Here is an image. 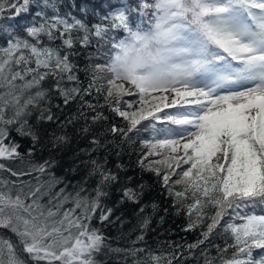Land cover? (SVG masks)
Masks as SVG:
<instances>
[{"label":"snow or ice","instance_id":"snow-or-ice-1","mask_svg":"<svg viewBox=\"0 0 264 264\" xmlns=\"http://www.w3.org/2000/svg\"><path fill=\"white\" fill-rule=\"evenodd\" d=\"M192 261L264 264V0H0V264Z\"/></svg>","mask_w":264,"mask_h":264},{"label":"trees","instance_id":"trees-1","mask_svg":"<svg viewBox=\"0 0 264 264\" xmlns=\"http://www.w3.org/2000/svg\"><path fill=\"white\" fill-rule=\"evenodd\" d=\"M61 2H63V0H61ZM69 2H71V0H69ZM138 147H139V143L137 142V148ZM68 155L70 156L71 153H69ZM122 159L125 164H128L130 162L129 154H125ZM135 159H136V154L131 153V161H135ZM67 162H68V157L65 158V161H64L65 166H67ZM130 174H136L138 176V170H136L134 173L130 172ZM148 179L149 177L145 176V180H148ZM121 211H124V209H121ZM161 215H163V213H161ZM126 219L129 222L128 227H130L131 224L134 223V219L131 215V210H128L126 212ZM156 219L158 221L159 218L157 217ZM185 222H186L185 218L182 216L177 217V216L169 215L165 218V222L163 223V225L154 223L152 225V229L154 230H150L148 233L149 242L159 244V243H165L168 241H176V242H181L182 240H186L187 242L194 241L199 236V230L195 232H187V233L181 231V229L185 225ZM110 231L113 236L117 235L116 228H112L110 229ZM125 231H127V228L125 229ZM211 239H212L213 244H219L223 246L222 239L216 236H213ZM213 254H215L214 249H213ZM192 264H196V262L192 261Z\"/></svg>","mask_w":264,"mask_h":264}]
</instances>
